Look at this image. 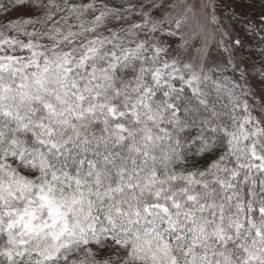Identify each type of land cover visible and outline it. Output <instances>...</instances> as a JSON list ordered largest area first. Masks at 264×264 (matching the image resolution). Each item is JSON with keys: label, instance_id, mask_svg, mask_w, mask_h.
Listing matches in <instances>:
<instances>
[{"label": "snow or ice", "instance_id": "obj_1", "mask_svg": "<svg viewBox=\"0 0 264 264\" xmlns=\"http://www.w3.org/2000/svg\"><path fill=\"white\" fill-rule=\"evenodd\" d=\"M0 264H264V0H0Z\"/></svg>", "mask_w": 264, "mask_h": 264}]
</instances>
